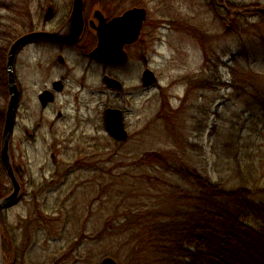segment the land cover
<instances>
[{"label": "rangeland", "instance_id": "obj_1", "mask_svg": "<svg viewBox=\"0 0 264 264\" xmlns=\"http://www.w3.org/2000/svg\"><path fill=\"white\" fill-rule=\"evenodd\" d=\"M254 2H260L264 9V0H233L240 5ZM138 3L148 10L145 40L149 47L144 54L148 56L146 66L156 77L157 85L144 90L135 72L132 76L126 70L107 71L128 81L129 88L121 95L108 93V106L130 101L134 108L133 114L126 118L129 142L123 150H116V156L111 159L109 151L98 152L104 149L100 144L105 145V137L98 131L102 117L87 115L76 126L64 105L78 103L76 99L82 103L88 101L83 94H78L75 84L82 67L72 72L65 97L57 99L63 105L41 114L36 96L43 84L36 68L37 60L27 57L29 53L22 56L16 74L25 89L23 103L28 114L18 113L15 141L24 137L31 125L43 120L46 127L40 139L54 146L58 144L59 149L44 151L43 145L36 142L13 152L14 163L18 166L27 163L24 168L27 175L21 184L23 200L16 210L2 215L9 226L4 238L9 253L5 264H100L105 257L114 258L118 264H132L133 250L144 239V233L140 237L136 234L135 215L147 210L127 209L140 203L145 190H155L166 183L168 188L163 191L166 196L182 189L190 191L191 196L198 191L194 185L189 187L162 169L158 174L157 170H146L141 163L133 165L137 157L145 154L150 155V162L145 164L148 168L155 167L154 156L157 160L165 158L171 167L194 170L225 190H232L245 180L251 185V197L264 202V30H255L252 19L243 18L237 31L226 35L223 29L232 28V17L229 22L224 19L223 26L219 25L207 0H139ZM37 7L38 0H0L1 81L6 50L12 40L37 27ZM236 14L242 17L243 12L236 11ZM190 27L198 30L197 40L191 36ZM65 72L56 73L51 79H62ZM102 72V68L91 67L86 73L88 82H94L97 91H102ZM220 83L229 89L225 91ZM162 94L168 97L171 110H177L188 96L185 117L178 119L183 124L182 130L171 129L168 124L174 125L172 121L156 120ZM103 97L95 95L91 105ZM56 111L65 117L58 121ZM86 122L94 126L83 127ZM139 126L140 130L149 126V134L138 135ZM82 141L89 143L82 147ZM81 152L93 154L95 162L102 160L105 169L118 166L113 171L114 177L92 183L89 173H75L39 192L41 187L57 180L51 175L58 169L62 173L65 167L60 164L69 165L73 159L84 158L79 156ZM20 157L22 164L18 162ZM149 176L157 180H149ZM6 187L0 175V192ZM210 200L215 207L220 206L217 199ZM227 208L233 210L232 206ZM148 212L139 224L145 226L147 221L155 222V216L168 214L167 210ZM248 220L253 226L264 228V214L253 215ZM109 222L111 225L106 227ZM129 229L127 234L125 231ZM142 244L134 264H147L155 258L150 257L153 253L150 243Z\"/></svg>", "mask_w": 264, "mask_h": 264}, {"label": "trees", "instance_id": "obj_2", "mask_svg": "<svg viewBox=\"0 0 264 264\" xmlns=\"http://www.w3.org/2000/svg\"><path fill=\"white\" fill-rule=\"evenodd\" d=\"M227 5L236 11L255 9L247 11V15L255 19L252 21L254 29H264V12L259 10L258 3L242 6L227 2ZM219 19L221 21L220 16ZM2 121L0 113V125ZM152 162L160 168L170 167L167 161L155 159ZM115 169L107 173L110 175ZM177 174L184 176L190 186L194 184L198 190L194 196L184 189L175 195L163 196L161 186L156 190L148 188L140 197V203L127 209L147 210L135 218L136 234L140 237L144 233V239H140L135 246L131 263L134 264L138 251L143 249L142 243L146 241L153 248L150 257L155 256L147 264H264V228L255 229L248 225V217L264 214V205L253 203L246 190L227 192L207 178H202L196 171L185 170ZM8 193L9 189H4L0 192V199ZM210 199H217L220 206L217 204L215 207ZM227 206H232L233 210L228 211ZM149 210H167L168 214L155 216V222L147 221L145 226L139 224L138 221L144 219ZM1 224L4 239L7 234L4 220ZM130 231L125 232L128 234ZM208 239L214 243L208 242ZM3 252L5 260L8 259L5 241Z\"/></svg>", "mask_w": 264, "mask_h": 264}, {"label": "flooded vegetation", "instance_id": "obj_3", "mask_svg": "<svg viewBox=\"0 0 264 264\" xmlns=\"http://www.w3.org/2000/svg\"><path fill=\"white\" fill-rule=\"evenodd\" d=\"M139 0H83V10H82V21L83 26L77 39L72 41V34L69 32H64L62 41H51V40H38L32 42L26 46L25 49H29V54L32 58L37 60L36 68L38 69L43 88L38 91L36 99L40 93L45 91L49 92L52 103H48L47 106H42L41 114L48 113L53 111V106L57 102V99L64 97L67 90V82L71 81L72 72L77 70L80 67L87 72L90 67L95 66L97 68L103 69L102 77L107 76V71H130L132 76L133 72L137 74V82H139V69L140 66L147 67L149 59L147 54H144L145 50H148L149 43L146 42V29L148 27V10L140 7ZM73 7V0H38V21L37 27L34 28L38 32H48V33H57L63 30V27L69 20ZM134 9H144L146 12V22L143 23L142 31L139 33L137 39H131L129 43L125 41L119 42L122 43L121 48L118 49L119 44L117 43L115 49L117 54L113 56L112 61L108 63H100L94 58H90V54L98 46V31L102 27H106L107 24L115 21L122 17L125 13H128ZM48 13V17L47 16ZM37 17V14H36ZM46 17V18H45ZM126 32L123 34L125 38L130 37L133 30V22H129ZM159 29V28H158ZM158 29L156 33L158 32ZM23 48L20 50L16 56V63L18 64L20 55H23L25 52ZM66 71L62 75V79L56 80L51 79L56 73ZM131 76V77H132ZM101 77V78H102ZM109 78L119 80L122 83V90L117 93L114 91H109L108 88L103 84L102 91H97L95 87H92L88 84L87 79L79 78L75 80L76 87L78 89L79 95H84L87 98V103L76 101L75 116L80 121L86 117V115H80L82 111H85L87 114L100 115L102 120L104 119L105 111L108 109H119L123 117H126L128 114H133V104L130 101L122 102L118 106H108V93L120 95L128 91L127 83L118 76L111 73ZM18 90H19V109L24 106L25 102V91L24 87L20 84L19 80L16 81ZM55 82L61 83V90L59 93H55L56 88L54 86ZM102 82L103 78H102ZM86 87L90 90L87 91ZM86 93V94H84ZM103 95L105 97L101 98L95 105L92 104V99L95 95ZM91 100V102H89ZM42 105V104H41ZM27 112V110H25ZM57 120H62L64 116L61 112L56 111ZM43 120L35 122L32 126L33 130H26L28 133L31 132L33 136V142L38 139L41 130L43 127H46V124L43 123ZM104 125V120H103Z\"/></svg>", "mask_w": 264, "mask_h": 264}, {"label": "water", "instance_id": "obj_4", "mask_svg": "<svg viewBox=\"0 0 264 264\" xmlns=\"http://www.w3.org/2000/svg\"><path fill=\"white\" fill-rule=\"evenodd\" d=\"M80 1V0H79ZM79 3L78 0H75V7L76 9H79ZM138 12V22L139 24L142 23V21L144 20V12L143 11H136ZM141 24L139 25L140 28ZM138 30V29H137ZM49 36V35H47ZM41 37H45V35L42 34H31V35H27L24 36L22 38H20L18 41H16L11 49H10V53H9V58H8V69H9V75H10V87H9V93H10V100L7 107V111H6V121H5V126H4V132H3V147H2V151H1V157H2V161H3V165L5 167V170L8 174V177L12 183V187H13V192L11 195H9L8 197H6L5 199H3L2 201H0V211L5 208V207H9L13 204H15L18 199H19V185L15 179V177H13V172L11 170V167L9 166V158H8V144H9V140L11 138L12 131H13V124H14V117H15V111H16V106H17V89L16 87L13 85V79H12V65H13V57L15 55L16 50L22 46L23 44L27 43L28 41L31 40H35L36 38H41ZM52 37V36H50ZM143 76V84L144 86H150L154 81V77L151 75L150 72L146 71L144 73ZM111 82H108L109 86H111ZM113 86V85H112ZM117 87H119V85H116ZM44 96V95H43ZM42 96V97H43ZM41 97V98H42ZM107 125H106V129L109 132L110 135H112L113 137L116 138V140H124L126 139V133L123 130L122 127V119H121V115L119 112L117 111H108L107 112ZM0 263H1V255H0ZM102 264H116L113 260L111 259H105Z\"/></svg>", "mask_w": 264, "mask_h": 264}]
</instances>
